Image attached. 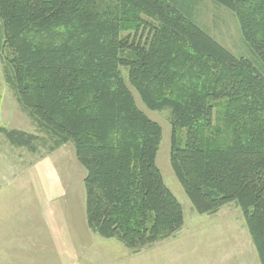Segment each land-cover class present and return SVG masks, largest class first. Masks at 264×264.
<instances>
[{"label": "trees", "instance_id": "trees-1", "mask_svg": "<svg viewBox=\"0 0 264 264\" xmlns=\"http://www.w3.org/2000/svg\"><path fill=\"white\" fill-rule=\"evenodd\" d=\"M211 1L238 17L245 51L194 20L195 0H0L4 80L41 135L0 133L32 152L73 143L92 232L134 252L173 235L184 213L156 164L162 128L126 68L148 109L170 110L169 163L193 208L235 201L264 264V0ZM221 98L220 118L209 100Z\"/></svg>", "mask_w": 264, "mask_h": 264}, {"label": "rangeland", "instance_id": "rangeland-1", "mask_svg": "<svg viewBox=\"0 0 264 264\" xmlns=\"http://www.w3.org/2000/svg\"><path fill=\"white\" fill-rule=\"evenodd\" d=\"M192 10L194 20L221 45L232 53L245 51L233 11L211 0H195ZM256 22L264 30V15ZM138 36L140 32L135 39ZM9 55L0 33V126L41 135L4 80L3 63ZM120 70L137 107L161 125L156 164L183 208V226L137 252L114 238L99 236L86 224V171L76 159L73 143L52 152L38 146L32 152L11 145L0 133V264H261L235 201L215 213H198L193 208L169 163L170 110L148 109L128 82L126 68ZM240 92L245 99L247 89ZM209 102L220 118L230 104L224 98ZM176 136L183 143L186 128H177Z\"/></svg>", "mask_w": 264, "mask_h": 264}]
</instances>
